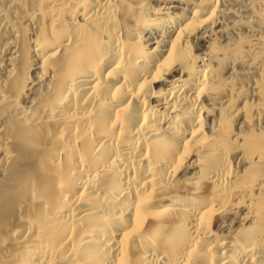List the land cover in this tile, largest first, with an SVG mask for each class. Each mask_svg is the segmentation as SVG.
Masks as SVG:
<instances>
[{
    "label": "bare ground",
    "instance_id": "6f19581e",
    "mask_svg": "<svg viewBox=\"0 0 264 264\" xmlns=\"http://www.w3.org/2000/svg\"><path fill=\"white\" fill-rule=\"evenodd\" d=\"M0 264H264V0H0Z\"/></svg>",
    "mask_w": 264,
    "mask_h": 264
}]
</instances>
